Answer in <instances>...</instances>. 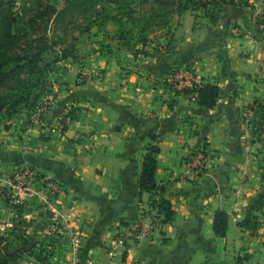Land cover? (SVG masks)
<instances>
[{
	"label": "crops",
	"instance_id": "1",
	"mask_svg": "<svg viewBox=\"0 0 264 264\" xmlns=\"http://www.w3.org/2000/svg\"><path fill=\"white\" fill-rule=\"evenodd\" d=\"M255 5H229L216 23L187 11L171 40L155 48L110 40L102 50L95 41L82 42L75 58L57 60L47 74L53 102L41 128L0 125V185H8L9 171L19 164L61 182L54 205L63 212L75 200L80 264L108 258L111 264H264L257 257L261 237L251 229L264 182L252 120L246 121L247 111L264 100V31L255 27ZM175 69L218 85L223 93L216 106L202 107L188 93L172 96L164 81ZM71 110L74 119L61 129ZM150 144L160 148L156 179L175 218L113 256L121 227L149 209L139 181ZM202 147L215 155L210 168L200 179H184V161ZM23 200L25 233L46 249L26 264H70L66 236L45 233L47 206L32 194ZM5 207L14 219L17 213ZM219 209L229 215L225 238L213 230ZM245 220L250 227L241 225Z\"/></svg>",
	"mask_w": 264,
	"mask_h": 264
},
{
	"label": "trees",
	"instance_id": "2",
	"mask_svg": "<svg viewBox=\"0 0 264 264\" xmlns=\"http://www.w3.org/2000/svg\"><path fill=\"white\" fill-rule=\"evenodd\" d=\"M34 1L35 6L27 24L20 25L16 16L10 12V6L15 3V0H0V111H3L4 115L9 118L22 108H28L29 105L36 106L39 100L40 96L38 97L37 90L41 88L46 75L50 72L49 60L47 61L46 58L47 47L41 44L45 42L46 45L49 41L42 39L43 36L35 35L47 33L52 23L59 24L67 16L73 18L91 12V10L96 13L101 11L106 22L111 21L118 25L121 33L119 41L122 45L133 48L134 44L129 45V41L123 40V34L131 35L132 30L125 31L126 28H123V25L128 24V21L136 24L138 19H140V24L149 23L150 19L143 18L140 5L152 2L158 5L159 11L169 7L171 11L168 12L178 17L187 11L195 13L197 9H201L211 23H216L221 13L229 5H250V0H63L62 7H59L56 0ZM98 9L101 10L97 11ZM111 12L116 14L112 15ZM140 15L142 16L138 17ZM163 24V27L168 29L167 33H170V30L172 31L171 22L165 20ZM144 28L139 32V40L146 46V38L142 36L145 32ZM56 44L57 42L50 43L51 46ZM67 57L75 58L76 55L66 47L53 62ZM194 91H196V102L205 108L215 107L223 93L218 85L212 83H202ZM180 92L190 93L186 89L177 93ZM255 106V113L264 115V100L257 101ZM74 112L71 110L67 115L74 119ZM159 153L160 148L156 144L146 147L139 187L141 196L144 193L149 195V208L155 210L162 222L166 224L174 220L176 212L173 204L164 197L165 185L156 179ZM261 170V179L264 182V166ZM254 207L264 213V198L262 196L255 201ZM14 209L22 214L25 206L19 204ZM241 225L249 227L250 222L245 220ZM228 228V213L225 210H217L213 221L215 234L225 238ZM12 233L14 232L10 234L12 235ZM5 235L0 232V264H20L22 252L13 246L10 240L5 238Z\"/></svg>",
	"mask_w": 264,
	"mask_h": 264
},
{
	"label": "rangeland",
	"instance_id": "3",
	"mask_svg": "<svg viewBox=\"0 0 264 264\" xmlns=\"http://www.w3.org/2000/svg\"><path fill=\"white\" fill-rule=\"evenodd\" d=\"M56 3L59 5V7H62L63 0H56ZM251 3L253 5L256 4L255 6L258 7L256 15L260 14L264 10V0H250V4ZM34 6V0H15V3L10 6V12L14 16H16L20 25H26L32 14ZM139 8H142L141 14L144 16L143 18L150 19V21L146 25L140 24V19L136 20V24L132 21H128L129 23L124 24L123 28H126L125 31L132 30V33L131 35L124 33L123 40L129 41V45L134 44L135 48L138 45L140 46V48H142L144 45L143 42H140L139 40V32L143 27H145V32L142 36L146 38V46H152L155 48L161 46L162 43L166 44L169 40H171V34L173 32V29L175 28V26L180 24V18L176 15L170 14L171 12H168L171 11L169 7L163 8L161 11H159L158 9L160 8L158 7V5L152 2L142 6L140 5ZM164 9L166 10L164 11ZM99 10L101 9H98L97 11ZM99 12L100 13H96L94 12V10H91V12H87L85 14L78 15L73 18L67 16L59 24L52 23L47 33L35 35L43 36L42 39H44L45 41H49L46 45L44 44L45 42L41 45L47 47L46 58L47 61L49 60L48 64L50 66V71L54 67L55 62H53V60H55L56 57L60 56L63 48H69V50L76 55L77 53H79L78 46L82 42H85V44H87L90 40L95 41L96 43L101 44L102 50H106L108 47H110V40H119L121 33L118 25L111 21L106 22L104 20L103 13L101 11ZM110 14L115 15L116 13L111 12ZM142 15L138 17H141ZM195 15H197L198 17L204 16V11L201 9H197L195 11ZM165 20H169L171 22L172 31L170 30V33H167V27H163V22ZM51 42H57V44L51 46ZM46 77L44 79L43 84L41 85V88L37 90V95L38 97H40L36 104H38V102L43 96L51 94L52 90L49 88ZM34 106L35 105H29L28 108H22L20 111H18L17 114H14L13 117L10 118L4 115L5 113L3 111H0V125L6 127L13 126L19 129L25 126V128H27L31 120V114L34 110ZM263 120V113H255L254 117L252 118V127L250 129L251 139L253 140V142L256 143L255 148L257 149L256 151L259 155L258 160L260 169H262V167L264 166ZM4 188L8 189L5 185H0V192ZM260 192V196L264 198V185ZM5 205H7L10 210L12 209L17 213V216H15L16 219H13L11 216H9V214H4L2 212V210L6 208ZM257 216V218H253V224L251 225V229L254 230L256 234L259 235V237H261L259 239L260 241L258 242L259 246L257 249V257L264 260V213H261V211H259V215L257 214ZM0 219H2L0 220V222L6 225L5 230L0 232L5 233V238H8L11 244L18 248L20 252H22V260L20 261V264H26V262L28 263L30 261H34L38 259L39 255H43L45 253L46 249H43V245H41L42 243L39 241L36 242L34 238L33 241H30L29 235L25 233L27 229L25 228L26 221L24 220L23 214L18 213L16 209H13L8 204V199L3 198L1 194ZM11 232L14 233H12L11 235ZM15 235L17 236L16 238L14 237ZM29 242L33 243L31 244ZM36 244H38L39 246L38 249H34L33 247L36 246ZM46 253V255H48V252Z\"/></svg>",
	"mask_w": 264,
	"mask_h": 264
},
{
	"label": "built area",
	"instance_id": "4",
	"mask_svg": "<svg viewBox=\"0 0 264 264\" xmlns=\"http://www.w3.org/2000/svg\"><path fill=\"white\" fill-rule=\"evenodd\" d=\"M255 27L259 31H264V10L255 16ZM98 78L102 77V72L96 73ZM84 78L83 76H81ZM202 82L195 79L194 74L189 70L175 69L171 70L164 81L165 88L171 92L172 96H176L178 91L189 90L192 95L196 94L195 88L200 86ZM53 102V95H45L36 104L28 125V130L35 127L41 128L43 118L50 109ZM255 115V107L246 113V121L249 123ZM72 117L67 115L61 123L60 128L64 129L69 125ZM215 155L207 148H200L187 156L183 163L185 170V178L191 180L200 179L210 168ZM8 189H2L0 192L3 198L8 199V204L14 209L19 204H24L23 196L32 194L41 199L47 206L49 211V221L45 228L47 236H66L69 252L70 264H80L81 251L83 247V234L80 228L75 226L77 213L75 211V200H73L63 212H59L55 208V201L64 191V186L58 180H53L43 176L35 167L29 164H19L11 168L8 174ZM165 223L162 222L160 216L155 210L150 208L142 213L137 222L124 225L119 230L113 244L112 255L123 254L127 249L130 240L141 242L148 238L154 229L161 228ZM6 225L0 222V231L5 230ZM106 264H111L108 258Z\"/></svg>",
	"mask_w": 264,
	"mask_h": 264
}]
</instances>
